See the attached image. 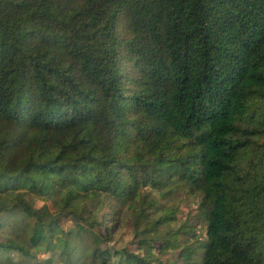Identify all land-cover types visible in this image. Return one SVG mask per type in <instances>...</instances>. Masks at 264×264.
<instances>
[{
  "label": "trees",
  "instance_id": "trees-1",
  "mask_svg": "<svg viewBox=\"0 0 264 264\" xmlns=\"http://www.w3.org/2000/svg\"><path fill=\"white\" fill-rule=\"evenodd\" d=\"M148 186L201 198L183 264L203 246L202 264H264V0H0V264H51L32 250L62 216L67 264L159 263L95 239L131 208L141 240L174 248L156 233L177 209Z\"/></svg>",
  "mask_w": 264,
  "mask_h": 264
},
{
  "label": "rangeland",
  "instance_id": "rangeland-1",
  "mask_svg": "<svg viewBox=\"0 0 264 264\" xmlns=\"http://www.w3.org/2000/svg\"><path fill=\"white\" fill-rule=\"evenodd\" d=\"M143 191H148L152 198L157 203L159 212L164 211L167 206H173L177 209L176 219L172 220L168 226H160L156 234L167 232L169 229L173 231L178 230L177 239L174 240L177 245L174 248L162 250L158 240H141L136 235L134 229V216L131 208H125L123 210L122 218L118 225L117 231L110 236V241L106 244L103 238L99 235L98 229L95 228L96 242L101 247H107L113 253L112 256L118 260L119 256L117 252L122 251L124 248L144 254L154 252L157 255L159 263L157 264H183L186 260L182 256L181 250L185 246L190 245L192 248L198 245L200 242H205V215L204 211L200 207L201 198L198 194L186 193L184 189H180L177 193L167 192L161 194L157 189L152 187H143ZM16 192H11L5 195V200L11 199ZM27 198L32 201L36 207H41L45 201L34 198L30 193L27 194ZM52 210H55L57 203L54 200L46 202ZM120 209V205L111 201V203L105 207L102 215L109 219L115 216V213ZM12 219L11 215L6 211L0 210V222L3 223L0 229V241L6 240V235L10 231L9 222ZM47 232V240L43 242L41 247L34 248L32 251L36 255V261L44 262L51 260V264H67L70 260L69 253L73 252L76 247V241L74 236L76 233V221L68 216H62L60 219V226L56 230ZM154 234V232H153ZM155 234V235H156ZM199 238L201 240H197ZM205 247H201L196 250L194 259L199 257L197 263L202 264V256ZM14 259H18V252H8Z\"/></svg>",
  "mask_w": 264,
  "mask_h": 264
}]
</instances>
